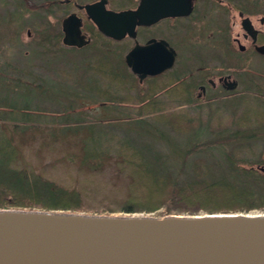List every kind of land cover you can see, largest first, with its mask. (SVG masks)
I'll list each match as a JSON object with an SVG mask.
<instances>
[{"label": "rangeland", "instance_id": "1", "mask_svg": "<svg viewBox=\"0 0 264 264\" xmlns=\"http://www.w3.org/2000/svg\"><path fill=\"white\" fill-rule=\"evenodd\" d=\"M73 9L75 7L65 4L64 0H0V115L11 108L1 99L14 101L19 108H22L21 104L28 103L31 109L26 112L33 117L29 124L54 126L59 130L94 124V133L98 135L94 144L109 146L112 150L123 139L142 144L155 142L165 150L171 143L174 144L172 149L177 151L178 146L180 152L194 145L199 148L187 155L188 161L205 157L212 178L230 175L227 173L231 172L229 162L223 153L229 154L231 146L235 147L233 143L237 141L232 139H264V57L247 56L240 61V65L226 64L216 59L223 57L225 51L207 41L205 33L200 34L194 42L200 43L197 64L204 67L205 72L213 71L216 74L230 69L243 81L236 92L201 99L189 108L176 106L178 94L174 88L171 92L163 91L167 85L166 77L139 83L138 78L122 63V51L126 47L123 49L121 43L116 44L98 35L88 18L84 19L85 27L92 31V45L83 49L64 45L62 20ZM215 19L218 21L216 16ZM208 21L204 19L205 27ZM212 26L211 20L209 29ZM181 97L184 104L187 97ZM16 113L20 112L15 111V117L19 118ZM65 118L68 122L62 124ZM166 118L174 119L184 128L172 129L165 124L168 122ZM40 140L46 144L58 142V148L41 152L43 154L40 156L49 159L57 155V162L46 172L52 177L63 178L70 185L75 181L84 184L96 196L93 199L96 202L91 205L108 202L107 197L102 196L104 194L109 196L127 190L121 184L123 182L114 181L112 176L107 177L101 172L92 174L89 170L76 168L73 162L63 161L65 153H60L62 146L59 142L62 137H52L46 131ZM259 143L263 145L264 141ZM29 146H21L27 149V153L30 152L28 157L40 158L34 154V150H28L33 148ZM190 169L189 165L185 167L179 177L180 182L192 175ZM236 178V182L231 183L236 188L221 187L226 191H240L243 179ZM262 181L259 179L250 183L255 184L254 188L257 189L263 186ZM186 205L197 208L195 214L208 213L200 208V204ZM158 213L160 211L133 214L159 216ZM179 214L193 213L186 211Z\"/></svg>", "mask_w": 264, "mask_h": 264}, {"label": "water", "instance_id": "2", "mask_svg": "<svg viewBox=\"0 0 264 264\" xmlns=\"http://www.w3.org/2000/svg\"><path fill=\"white\" fill-rule=\"evenodd\" d=\"M183 0H140L135 9H107L105 0L85 5L91 20L121 38L176 12ZM187 1V0H184ZM82 19L62 20L65 45L89 42ZM140 46L126 55L140 80L169 67L144 64ZM0 264H264V211L203 214H90L62 210L0 209Z\"/></svg>", "mask_w": 264, "mask_h": 264}, {"label": "trees", "instance_id": "3", "mask_svg": "<svg viewBox=\"0 0 264 264\" xmlns=\"http://www.w3.org/2000/svg\"><path fill=\"white\" fill-rule=\"evenodd\" d=\"M1 101L11 107L10 111H3L0 115L2 121L0 124L1 209L39 208L107 215L150 214L160 211L159 216L186 211L195 214L197 208L186 205L190 203L200 204L202 207H199L208 213L234 210L250 212L264 209V194L248 191L243 185H240L241 190L238 192L226 191L222 188L223 186L236 188L232 185L238 179H235L234 174L231 173L233 177L222 175L219 178H212L209 176L210 168L205 157L199 156L189 162L187 155L199 147L193 145L180 152L178 146L177 151L173 150L174 144L168 141V150H165L155 145V142L142 144L123 139L112 150L109 146L94 144L98 137L94 133V124L85 127H65L60 130L54 126L40 127L28 123L33 118L26 112L31 109L28 103L21 104L22 108H19L14 101L8 102L4 99ZM15 111L20 112L16 113L19 118L15 117ZM166 120L168 122L165 124L172 129L184 128L174 119L166 118ZM67 122V118L61 121L62 124ZM46 131H49L52 137H62L59 142L62 146L60 153H65L62 157L63 161L73 162L76 168L89 170L92 174L101 172L107 174V177L112 176L114 181L123 182L121 184L127 190L109 196L104 194L102 196L107 197L108 202L104 203L100 199L101 202L91 205L92 202H96L93 201L96 196L84 184L75 181L70 185L63 178L52 177L46 171L57 162V155L53 159L40 155L43 154L42 151L50 152L51 148H58L56 144L58 142L43 143L40 138ZM23 144L33 146L28 150H34V154L40 158H29L30 152L27 153V149L21 147ZM187 165L190 166L192 175H188L180 182L179 177ZM229 168L234 169L230 164Z\"/></svg>", "mask_w": 264, "mask_h": 264}, {"label": "flooded vegetation", "instance_id": "4", "mask_svg": "<svg viewBox=\"0 0 264 264\" xmlns=\"http://www.w3.org/2000/svg\"><path fill=\"white\" fill-rule=\"evenodd\" d=\"M97 1L100 0L84 2L64 0L65 4L75 7L70 13H76L82 19L81 33L87 39L89 38V42L83 46H66L83 49L92 45V31L85 27L84 19L88 18L98 35L116 44L121 43L123 49L126 47L125 51H122V63L136 78L139 77L138 74L126 61L127 53L135 46L143 48L141 51L142 56H145L143 63L147 65H164L173 54V62L169 67L154 75L147 74L142 80L138 78V81L142 83L166 77L167 85L163 91L171 92L174 88L175 93L178 94L175 100L176 106L189 108L192 103L201 99L208 100L218 94L236 92L240 82L243 81L230 69L221 73L217 71L216 74L213 71L205 72V68L197 64L199 62L197 49L200 48V43L194 42L200 34L205 33L207 41L210 40V43L217 46L219 50L225 51L223 57L218 56L216 59L226 64L240 65V61L247 56L264 57V0H183V3H178L174 7L176 12L149 23L137 24L134 32L126 33L121 38L105 35L89 17L84 6ZM139 4L140 0H105L104 6L107 9L120 11L135 9ZM215 16L218 21H214ZM204 19L209 20L207 27L204 25ZM211 20L213 26L209 29ZM181 94L187 97L184 104H182ZM232 140L237 142L233 143L235 147L231 146L229 154L221 152V155L223 153L231 167L235 169L228 172L229 176L234 174L235 177H242L243 185L248 191L264 193V181H262L263 186L257 189L254 188L255 184L250 183L253 180H264V144L259 143L264 139L235 137Z\"/></svg>", "mask_w": 264, "mask_h": 264}, {"label": "bare ground", "instance_id": "5", "mask_svg": "<svg viewBox=\"0 0 264 264\" xmlns=\"http://www.w3.org/2000/svg\"><path fill=\"white\" fill-rule=\"evenodd\" d=\"M255 211L257 212V210L255 209ZM255 211H253V212H255Z\"/></svg>", "mask_w": 264, "mask_h": 264}]
</instances>
